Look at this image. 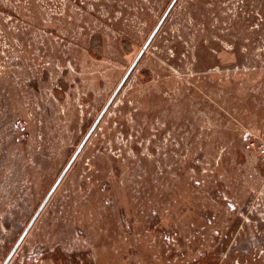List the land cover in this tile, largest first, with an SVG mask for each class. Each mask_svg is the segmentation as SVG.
<instances>
[{
    "label": "rangeland",
    "instance_id": "obj_1",
    "mask_svg": "<svg viewBox=\"0 0 264 264\" xmlns=\"http://www.w3.org/2000/svg\"><path fill=\"white\" fill-rule=\"evenodd\" d=\"M172 1L0 0V264H264V0Z\"/></svg>",
    "mask_w": 264,
    "mask_h": 264
},
{
    "label": "water",
    "instance_id": "obj_2",
    "mask_svg": "<svg viewBox=\"0 0 264 264\" xmlns=\"http://www.w3.org/2000/svg\"><path fill=\"white\" fill-rule=\"evenodd\" d=\"M175 2V0L172 1V3L170 4V6L168 7V9L166 10V12L164 13V15L162 16L161 20L159 21L158 25L155 27L154 31L152 32L150 38L148 39V41L146 42L144 48H146V46L148 45V43L150 42V40L152 39V37L154 36V34L156 33V31L158 30L159 26L161 25L162 21L164 20L165 16L167 15V13L169 12L170 8L172 7L173 3ZM132 69V67L130 68V70ZM120 87V86H119ZM119 87L115 90L114 94L112 95V97L110 98V100L108 101L107 105H109L111 99L115 96L116 92L118 91ZM90 133V132H89ZM89 133L86 135V137L84 138V140L82 141L81 145L78 148V151L80 150V148L82 147V145L85 143V141L87 140ZM76 154L73 156V159L75 158ZM73 161V160H72ZM71 161V162H72ZM71 162L68 164V166L66 167V169L64 170V172L61 174V176L58 178L56 184L54 185V187L51 189V191L49 192L48 196L46 197L45 201L43 202L42 206L39 208V210L37 211L34 219L37 217L38 213L40 212V210L42 209V207L44 206V204L47 202L48 198L50 197V195L52 194V192L54 191L55 187L57 186V184L60 182L62 176L64 175L65 171L68 169L69 165L71 164ZM31 224H29L30 226ZM29 226L25 229L24 233L21 235L20 239L18 240V242L16 243V245L14 246V248L12 249V251L10 252L9 256L7 257V259L5 260V262L3 264H6L8 262V260L10 259V257L13 255L14 251L16 250L17 246L19 245V243L21 242L24 234L26 233V231L29 229Z\"/></svg>",
    "mask_w": 264,
    "mask_h": 264
},
{
    "label": "built area",
    "instance_id": "obj_3",
    "mask_svg": "<svg viewBox=\"0 0 264 264\" xmlns=\"http://www.w3.org/2000/svg\"><path fill=\"white\" fill-rule=\"evenodd\" d=\"M256 148L261 161L264 163V137L257 141ZM237 263L238 260L236 261L235 264Z\"/></svg>",
    "mask_w": 264,
    "mask_h": 264
},
{
    "label": "flooded vegetation",
    "instance_id": "obj_4",
    "mask_svg": "<svg viewBox=\"0 0 264 264\" xmlns=\"http://www.w3.org/2000/svg\"><path fill=\"white\" fill-rule=\"evenodd\" d=\"M27 232H28V230H27L26 233L24 234L23 238L25 237V235L27 234ZM23 238H22V240H23ZM22 240H21V241H22ZM20 243H21V242H20ZM20 243H19V244H20ZM14 246H15V245H14ZM14 246H13V248H14ZM18 246H19V245H18ZM18 246H17V248H18ZM13 248H12V249H13ZM17 248H16V249H17ZM12 249H11V251H12ZM11 251H10V252H11ZM15 252H16V250L14 251V253H15ZM14 253H13V255H14ZM9 254H10V253H9ZM9 254H8V256H9ZM13 255H12V256H13ZM8 256H7V257H8ZM12 256H11V257H12ZM11 257H10V259H11ZM6 259H7V258H6ZM10 259L8 260V262L10 261ZM8 262H7L6 264H8Z\"/></svg>",
    "mask_w": 264,
    "mask_h": 264
}]
</instances>
